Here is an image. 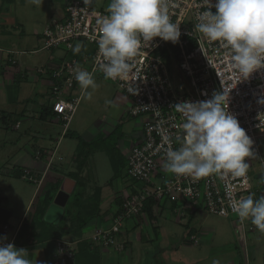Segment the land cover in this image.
Listing matches in <instances>:
<instances>
[{
	"label": "built area",
	"instance_id": "obj_1",
	"mask_svg": "<svg viewBox=\"0 0 264 264\" xmlns=\"http://www.w3.org/2000/svg\"><path fill=\"white\" fill-rule=\"evenodd\" d=\"M210 2L214 5L216 0ZM165 4L170 21L179 27L178 42L173 44L159 37L150 42L142 41L138 54L130 61L133 71L129 77L107 79L128 98L127 118L142 120L141 142L130 149L125 169L126 175L138 187L137 191L125 192L110 224L96 228L89 238L99 248L117 254L125 250L120 239L123 226L134 216L143 215L149 201L174 205L175 213L180 216L188 210L199 209L229 221L235 220V228L244 242L246 233L254 232L255 227L250 223L251 217L241 219L231 204L250 194L255 198L257 193L264 191V102H259L264 101V68L245 79L232 66L231 49L220 41L207 39L196 29L200 14L208 7L205 0H165ZM211 11L214 13L215 8ZM64 14L62 20L50 22L41 36L43 50L63 49L67 52L65 59L49 74L52 81L49 93L51 117L65 133L83 94L74 78L75 69L89 67L86 71L105 78L100 69L103 61L98 51V22L108 13L95 10L89 0H70ZM77 44L80 51L74 52ZM87 44H91L92 49H88ZM10 63L16 64L14 60ZM38 71L43 75L46 73ZM223 91L229 93L228 112L237 118L253 141V155L246 158V162L255 161L261 166L255 176L260 184L257 189L252 187L249 171L243 177L216 173L198 179L179 176L164 168L166 149L170 146L175 150L181 146L177 137L182 132L184 116L174 106L207 100L214 92ZM40 154L34 153L36 162L41 161ZM62 160L54 150L48 154L43 171L24 170L20 172V178L35 184L38 194L50 168L54 169V162ZM7 232L8 225L0 222V237H6ZM16 236L17 232L3 243L14 244ZM188 242L198 243L195 236H189ZM74 257L71 244L55 240L51 264H72Z\"/></svg>",
	"mask_w": 264,
	"mask_h": 264
},
{
	"label": "crops",
	"instance_id": "obj_2",
	"mask_svg": "<svg viewBox=\"0 0 264 264\" xmlns=\"http://www.w3.org/2000/svg\"><path fill=\"white\" fill-rule=\"evenodd\" d=\"M67 2L65 1L63 12ZM9 22L14 26L17 25L15 19ZM22 53L24 54V52ZM19 54L21 52L4 53L0 62V125H5L8 128L12 116L20 115L27 119H36L39 123L43 122L44 127L42 132L32 131L33 137L42 141V146H33L32 154L26 150L9 152L12 155L8 156L6 163L0 166L1 177H6L5 180L9 181L6 186L7 190L10 189V181L20 178V172L24 171V169L33 173L39 172L42 164L47 161L48 154L57 150V142L59 141L60 144L62 138L69 136L70 133L74 135L77 133V131H70L69 126L65 133L63 130L59 133V131L54 129L59 128V124L52 119L50 113L49 93L52 81L49 74L55 68L57 62H48L47 65L50 67L45 70L46 73L43 75L38 70L28 69L29 66H24L19 59L14 57ZM10 60H14L16 64H11ZM29 105L32 106V109L28 107ZM129 106L130 102L125 95L115 93L109 113L106 111V115L101 116L100 120H95L92 125H87L83 134L79 135L82 142L91 146L92 144L95 145L97 141H107L112 137L111 135L122 128L123 132L115 140L118 148L116 152H110V154L106 155V158L98 159L95 157V165H92L90 164L91 161L88 162V158L90 159V155L93 154L89 153V149L86 146L82 147L77 142V146H75L68 160L61 156L63 158L62 161L54 162V169L50 177L59 179V186L53 200L59 191L64 192L68 196L58 224L46 223L44 216L42 219L44 224H38L37 213H35V210H37L35 208H38L36 203L34 210L32 211L31 209L34 198L37 195L35 187V189L22 197L21 208L19 207L16 210L18 214H15V205L10 204L6 208L0 207L6 215L5 223L8 225L6 238L11 239L17 232L14 245L17 248L27 250L26 258L31 260L32 264H51L54 242L58 239L72 245L75 252L72 264H187L185 262H170V259L161 258L168 248L166 245H170V239H166L167 227L164 221L167 216L162 218V231L160 232L156 219L160 218L165 211H169L174 216L175 223H183L186 228V236H195L197 238L198 243L196 245L203 241L209 245H212L214 241L216 242V239L219 241H217V248L212 250V247H210L212 251H208L209 256L205 258L207 260H200L192 264H212L214 260H218L219 264H259V259H262L261 264H264V232H260L251 223V220L250 223L255 227V230L254 232H247V234L251 236L256 233L254 240L258 244L251 245V257L249 260L247 234L243 242L240 232L235 228V220H225L227 223L225 222L220 228L204 227L202 225L197 229L193 226L190 228L195 215L203 216L204 211L199 209L188 210L180 216L175 213L174 205H169L164 201L158 204L149 202L143 215L134 216L125 223L120 235V239L125 246V250L122 253L117 254L112 250L101 249L90 241L89 238L96 228L107 227L110 224L116 210L121 205V196L127 191L136 192L138 188L127 175L125 180L120 179V181L118 179L120 167L126 174L127 156L130 149L138 145L142 137V120L139 118L137 121H132V119L127 118ZM27 110H31L30 113ZM18 111L20 114H17ZM4 119H7L8 125ZM21 120L13 124L12 129L14 131L19 130L18 127L15 128L16 125L18 126L20 122L27 121L23 118ZM46 130H49V132H44ZM47 139L49 143H55L56 145L47 144ZM36 152H40V155H42L40 163L31 158ZM56 155L60 156L59 154ZM103 161L104 166L111 173L104 183L95 180V178L98 179L100 171L97 166L100 163L103 165ZM118 180L121 183L120 189ZM104 187H110L111 193L107 194L104 192ZM252 187L257 189L255 185H252ZM261 197H264V191L257 193L254 199ZM151 233L154 236L161 233L155 246L150 245L152 240ZM146 245H149L152 249L145 248ZM135 246L136 248L134 249ZM134 250H137L136 256L133 254ZM152 250L155 257L154 260L149 261L148 259L153 255H149Z\"/></svg>",
	"mask_w": 264,
	"mask_h": 264
},
{
	"label": "clouds",
	"instance_id": "obj_3",
	"mask_svg": "<svg viewBox=\"0 0 264 264\" xmlns=\"http://www.w3.org/2000/svg\"><path fill=\"white\" fill-rule=\"evenodd\" d=\"M205 3L207 10L200 14L196 29L207 39L220 41L231 49L232 66L245 79L264 68V0H216L214 5L205 0ZM107 13L98 22V51L103 61L100 69L106 79L129 77L133 71L130 61L138 54L142 41L159 37L175 44L179 40V27L170 21L165 0H110ZM73 51L79 52L80 45ZM74 78L83 95L91 99L88 89L97 87L93 74L76 68ZM132 94H136V89ZM228 99L229 93L214 92L210 99L174 106L184 116L182 132L177 137L181 146L166 149V171L198 179L216 173L246 175L249 167L246 158L253 155V141L228 112ZM231 207L241 219L251 217V223L264 232V197L254 199L250 194L233 202ZM6 239L0 237V264H32L26 258V249L3 243Z\"/></svg>",
	"mask_w": 264,
	"mask_h": 264
},
{
	"label": "rangeland",
	"instance_id": "obj_4",
	"mask_svg": "<svg viewBox=\"0 0 264 264\" xmlns=\"http://www.w3.org/2000/svg\"><path fill=\"white\" fill-rule=\"evenodd\" d=\"M9 1L10 0H0V62L3 58L4 53L11 52L13 54L14 52H21V54L16 55L14 57L16 59H19V61L24 66H29L28 69L31 70L45 71L50 67L49 65H47L48 62L52 61L59 63L64 60L67 56V52L63 49L55 51H47L42 49L43 39L41 35L45 27L50 22L60 21L63 19V17L65 16L63 12V6L65 4V1L69 2L70 0H40L39 3H33V0H12L11 2ZM89 1L91 2L92 7L95 10L103 12L107 11L108 4L110 3V0ZM12 19H15L17 21L16 26L9 22ZM86 47L88 49H92L93 46L91 44H87ZM22 52H24V54ZM86 70H89V67H87ZM93 78L97 87L95 89H88V91L92 93L91 99H87L82 94L79 105L69 125V130L77 131V133L74 135L73 138H71V133L70 135L68 134L69 136L62 138L60 144L57 147L56 154H59L60 157L62 156L63 158H65V160H68L71 157L70 154L74 150L75 146H77V142L78 144L79 140L82 142V140L80 139L81 136L79 135L83 134L85 127L87 125H92L95 120H100L101 116H104V114L106 115V111L109 113L114 94H122L118 91L117 87L114 84L107 81V79H105L104 77L94 74ZM78 93L79 91L77 92V94ZM72 94H75V92H72ZM28 107L32 109L31 105H29ZM27 111L28 113H30L31 110ZM17 114H20V112L18 111ZM22 118L27 121L20 122V125L18 124L19 130L14 131L12 129L13 124H16L19 120L22 121ZM135 120L137 121V119H132V121ZM4 121H6L5 123H7L8 125L7 119H4ZM10 121L11 123L9 124L8 128L5 125H0V166L6 163V161L8 160V156L10 157L12 155L9 152H18L21 150L31 152L33 146H42V141L38 138L36 139L35 137H33L34 135L32 131L42 132L44 127L43 122L39 123L36 119L31 120L24 118V116L20 115L12 116ZM59 128L54 129H56L60 133L62 132L63 127L59 124ZM50 129L52 128L50 127ZM44 132H49V130H46ZM121 132H123L122 128L117 130L115 134L111 135L112 137H110V139H108L107 141H97L95 145H88L87 147H89V153L93 154L90 155V159L88 158V162L91 161L90 164L95 165V157L98 159L106 158V155L110 154V152H116L118 148L115 140L117 136L121 134ZM46 143H49L48 139L46 140ZM49 144H52V146L56 145L55 143ZM33 157L34 155L31 156V158L34 160ZM247 163L249 165V174L252 176L251 183L256 187H259L258 185L260 184L257 181V177L255 176L261 171V166L255 161H249ZM104 167L105 166L103 161V165L100 163V165L97 166L100 171L98 173V179L95 178V180H98L102 183L107 180L108 175H111L107 167H105L104 171ZM44 168L45 165L42 164V168L40 170L43 171ZM51 172L52 169L50 168L48 174L45 177V180H48V177L51 176ZM5 178L1 177L0 175V207L6 208V206L8 205L9 207L10 204L15 205V207H12H14L15 209V214H18L16 210H18L21 206L22 197H24L26 193H29L33 189H35V184L29 183L24 180L21 181L22 179L20 178L13 179L10 181V189L7 190L6 186L7 182L9 181H6ZM118 179H127L126 174L124 173V170L121 167L119 169ZM119 180L117 182L120 189L121 180ZM104 192L110 194V187H104ZM164 216H167L166 220L164 221L165 226L167 227L166 239H170V245L165 244L168 248L165 251V254L162 255V259H170V262L175 261L179 263L185 262L187 264H192L193 262H198L200 260H207L205 258L209 256L208 251L210 252L218 247V239H216V242L214 241L212 245L210 244L211 246L209 244L204 243V241L198 245H192V243L188 242L189 236H186V228L183 226V223H175L174 216L171 215L169 211H165L160 218L156 219V223L159 226V232L162 231V218H165ZM225 220L226 219L224 218L204 212L203 216L195 215L194 220L190 225V228L193 226L195 229H197L201 225L204 227L220 228L222 227V225L225 224ZM256 235V233L251 236L247 234L249 260L251 257V245L254 246L255 244H258L256 243V240H254ZM160 236L161 233H158L155 236L151 233L152 240L150 242V245L155 246L157 241H159ZM210 247H212V250L210 249ZM135 248L136 246L134 247V249ZM145 248H148L149 250L152 249L149 245H146ZM133 254L136 256L137 250H134ZM151 254L153 255L150 256V258L148 259L149 261L154 260L155 257L153 250L149 255ZM261 262L262 259H259V264H261Z\"/></svg>",
	"mask_w": 264,
	"mask_h": 264
},
{
	"label": "trees",
	"instance_id": "obj_5",
	"mask_svg": "<svg viewBox=\"0 0 264 264\" xmlns=\"http://www.w3.org/2000/svg\"><path fill=\"white\" fill-rule=\"evenodd\" d=\"M50 113H51V110H50ZM40 118H42V116H40ZM73 135L74 134H71V136H73ZM79 144L82 147L88 146L85 143L81 142L80 140H79ZM87 149H89V147H87ZM43 186H44V188H42L41 191L34 198L32 208H31L33 211L34 205L36 202V205L38 206V208H35V209H37V210H35V213H37L39 225L44 224L42 219H43V216H44L46 209L48 208V206L51 204V202L53 200L54 194L58 190L59 179L48 177V180H45ZM149 202H151V201H149ZM149 202L146 203L144 211H146ZM30 214H31V211H30ZM5 219H6V215L4 214V212L2 210H0V222H5Z\"/></svg>",
	"mask_w": 264,
	"mask_h": 264
},
{
	"label": "water",
	"instance_id": "obj_6",
	"mask_svg": "<svg viewBox=\"0 0 264 264\" xmlns=\"http://www.w3.org/2000/svg\"><path fill=\"white\" fill-rule=\"evenodd\" d=\"M67 200L68 196L64 192L59 191L53 202L48 206L44 215V221L48 224L57 225L63 214V208Z\"/></svg>",
	"mask_w": 264,
	"mask_h": 264
}]
</instances>
